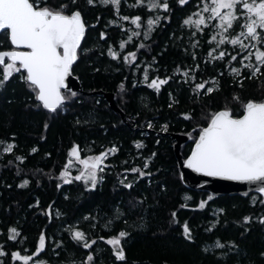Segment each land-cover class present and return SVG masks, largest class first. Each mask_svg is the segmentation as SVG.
Segmentation results:
<instances>
[{"label": "trees", "instance_id": "obj_1", "mask_svg": "<svg viewBox=\"0 0 264 264\" xmlns=\"http://www.w3.org/2000/svg\"><path fill=\"white\" fill-rule=\"evenodd\" d=\"M121 1L124 9L119 16L112 6L90 7L87 0H77L75 5L70 0L47 1L52 6L69 3V12L78 9L86 26L73 67L83 92L75 91L77 95L57 112L42 107L19 73L0 87V245L6 251L21 245L30 255L43 234L45 248L33 258L51 264H264V224L259 223L264 217L260 202L264 197L256 193L215 196L191 189L182 176L176 139L171 136H187L180 149L187 159L197 126L207 125L208 114L228 107L239 117L242 109L234 96L243 102L264 101V64L254 54L243 59L249 46L264 50V43L244 36L240 38L244 37L247 48L230 42L218 47L216 41L209 43L216 26V19H208L209 13L200 30L183 24L209 0H187L183 5L167 0V11L149 10L148 0L144 5L137 0ZM123 16L129 20H122ZM135 16L141 17L140 28L131 23ZM157 17L158 23L148 31L147 20ZM245 19L242 16L225 35L234 38L246 32L238 26ZM110 47L118 59L108 54ZM11 48L6 35L0 33V51ZM221 51L225 57L214 59ZM130 52L136 58L129 57L131 63H125L123 57ZM231 56L237 59L232 61ZM244 65L259 67L260 72L253 76L254 67ZM2 72L0 68V78ZM155 78L168 82L157 91L148 87ZM205 81V89L197 90L196 85ZM208 87L214 91L205 94ZM99 90L114 93L125 120L102 94H89ZM186 114L192 118L185 119ZM136 143L143 147L137 149ZM9 144L13 145L11 152L4 151ZM74 145L79 146L81 156L117 149L108 153L95 189L88 190L90 185L83 180L61 181ZM133 168L151 175L141 177L131 172ZM24 180L28 185L20 187ZM121 180L132 187L125 188ZM201 201L207 202L203 209L198 207ZM244 217L252 221L245 225ZM185 222L191 240L184 236ZM12 228L20 233V242L8 239ZM74 231L83 232L85 239L74 240ZM120 231L129 233L121 238L124 261H118L113 246L105 242ZM93 240L96 243L90 248L83 246ZM217 240L225 248H216Z\"/></svg>", "mask_w": 264, "mask_h": 264}, {"label": "snow or ice", "instance_id": "obj_2", "mask_svg": "<svg viewBox=\"0 0 264 264\" xmlns=\"http://www.w3.org/2000/svg\"><path fill=\"white\" fill-rule=\"evenodd\" d=\"M76 2L77 0H70L72 5H75ZM95 2L96 0H88L90 5ZM99 3L104 6L111 4L118 11L121 0H99ZM144 3L145 0H137L139 5H144ZM179 3L183 5L187 3V0H179ZM211 5V7L205 5L203 11L211 12L208 19L219 20L217 27L221 31L218 33L220 39L217 41V36L213 35L209 43L216 41L218 47L230 42L232 45L240 44L241 47L247 48L248 46L240 40V36L250 37L257 44L264 43V35H262L264 33V0H211ZM69 6V3L63 2L52 6L48 4L47 0H0V33L6 35L12 45L10 50L0 51V68L3 69L0 87H3L14 73H19L21 74L20 78L34 93L35 99L44 109L52 113L57 112L66 101L77 95L75 91L70 89L67 81L72 75V66L78 59V49L81 47V40L85 33V24L79 10L68 13ZM147 7L149 10L156 8L168 10L167 0H164L163 3L160 0H148ZM238 9H242V11H238ZM193 15H199V13ZM242 16L246 17L245 22L238 26L246 29V32L241 31L240 35L234 38L225 35L229 33L230 29H233L234 23L238 22ZM121 19L127 21L129 17L123 16ZM158 21L159 17L155 20L149 18L147 20L148 31H151L152 26ZM131 23L140 28L142 26L141 17L131 18ZM183 24L195 25L200 30V25L205 24V17L200 16L199 19L193 20L189 16L183 21ZM133 35L138 36L140 33L134 32ZM144 35L147 38V32ZM104 38V33H101V39ZM124 47L125 44L122 42L120 48L123 49ZM140 47H144V45L141 44ZM212 51H215V48ZM108 54L114 60L119 57V54L113 51L111 47ZM225 55L226 53L221 51L214 59H222ZM251 55L249 53L243 59L247 60ZM209 56H212V52H209ZM129 57L134 61L136 53L130 52L124 56L125 63H131ZM236 59V56H231L232 61ZM255 59L260 64H264V50H257ZM244 67L252 68L254 66L244 65ZM232 72L239 74V70L236 68H233ZM258 72H260V68L254 67L252 75L254 76ZM184 74L187 75V73ZM144 79L145 81L148 80L147 73H145ZM167 82L166 79L155 78L148 83V87L159 91L160 86ZM206 83L207 81L197 84L196 89L204 90ZM120 87L123 89V84ZM213 91L212 87H208L205 94ZM233 100L240 103L242 114L237 117L233 110L228 107L208 114L205 117L207 125L197 126L198 135L193 137L194 146L183 166L208 177L258 184L256 190L264 195V101L248 100L243 102L238 96H234ZM169 106L171 107V105ZM191 118L190 115H185V119ZM148 127L151 128L152 124L149 123ZM162 130L166 131L167 125H164ZM135 146L137 149L143 147L140 143H136ZM12 148L13 145L9 144L4 151L11 152ZM32 151L35 152L36 149ZM116 151L117 149L112 147L97 156L81 159L79 146L74 145L68 156L79 161L85 170L73 179L76 181L83 180L86 185L90 184L88 190L95 189L97 183L102 180V177L97 175V169L102 172L104 169L100 165L103 160L107 158L108 153L114 154ZM154 155L155 153H153ZM17 159L23 162L22 157H17ZM71 166L72 159H69L65 169ZM144 167H148L147 162ZM131 172L139 173L141 177L151 175V173H146L139 168H133ZM68 175L66 170L61 172L60 178L64 179V183L72 182L67 179ZM28 183V180H24L20 187H25ZM121 183L125 188L132 187L131 183H124V180H121ZM185 199H190V197H185ZM260 202L264 203V200ZM206 203V201H201L198 207L203 209ZM184 206L186 205H182V207ZM172 216L175 218L176 213L173 212ZM251 221L252 217L243 218L245 225ZM259 223L264 224V217L259 219ZM10 232L13 235L9 239L12 240L20 235L15 228L10 229ZM183 233L186 239H192L191 229L187 222L183 225ZM128 235L129 233L126 231H120L117 236L105 241L108 245L113 246L115 258L118 261H124L126 258L121 245V238ZM73 239L76 241L84 240V233L74 231ZM95 243L96 241L93 240L91 244L85 243L83 246L90 248ZM215 247L223 249L225 244L217 240ZM44 248L45 236L41 234L39 246L33 255L38 256ZM204 251L207 252L209 249L205 248ZM3 255L5 253L0 251V256ZM12 258L28 264L33 257L22 256L19 252H13ZM87 260L92 261L93 256L88 255ZM37 264H44V262L37 261Z\"/></svg>", "mask_w": 264, "mask_h": 264}, {"label": "water", "instance_id": "obj_3", "mask_svg": "<svg viewBox=\"0 0 264 264\" xmlns=\"http://www.w3.org/2000/svg\"><path fill=\"white\" fill-rule=\"evenodd\" d=\"M83 23H84V20H83ZM85 32H86V26H85ZM84 37H85V33L81 40V45L84 40ZM22 50H25V49H22ZM74 64L72 66V75L69 77L67 83L69 84L70 89L72 91L83 92L82 84L79 78L73 73ZM84 93H89V92H84ZM89 94H102L107 99V101L110 103V106L114 110L119 112L120 115L125 120L123 116V112L120 110V108L116 104L114 93L99 90V91L89 93ZM171 136L172 138L176 139L175 153L179 161V165L182 171V176L184 180L188 183V186L191 189L196 190V191H205L215 196H222V195L228 194V195H239L242 197H247L253 193L260 194L256 190L257 187L259 186L258 184H249L247 182H240V181H229V180L222 179L220 177H208L201 173H196L192 171L191 169L185 168L183 166V163L186 159H184L181 156L180 149H181L182 143L186 142L188 138L185 134H182V133H171ZM260 195L264 197V195L262 194ZM44 264H51V263L45 262Z\"/></svg>", "mask_w": 264, "mask_h": 264}, {"label": "rangeland", "instance_id": "obj_4", "mask_svg": "<svg viewBox=\"0 0 264 264\" xmlns=\"http://www.w3.org/2000/svg\"><path fill=\"white\" fill-rule=\"evenodd\" d=\"M147 3H148V2H147ZM205 5H208L209 7H211V6H212V5H211V0H209L208 2H206V3H204V4L202 5V7L200 8V10L198 11L199 15H194V16H192V19H193V20L199 19L200 16L206 17V15H205L206 13L211 14L210 11H209V12H204V11H203V8L205 7ZM205 22H206V20H205ZM218 24H219V20L216 19V26H215V33H214V35L217 36V41L220 39V36L218 35V33L221 31V30L217 27ZM258 30H259V29H258ZM244 37H245V36H244ZM244 37H242V38H240V39H242V40L244 41V39H243ZM244 43H245V45H247V43H246L245 41H244ZM256 52H257V49H256V48H252V46H249L248 54L251 53V54L256 55ZM248 54H247V55H248ZM94 156H97V155H86V156H81V155H80L81 159H85V158H87V157H94ZM71 159H72V166L69 167V168H67V169H65V170L69 173V175L67 176V179L72 181V180H74L73 178H74L75 176L79 175L80 172H81V171H84L85 169H84L83 165H81V164L79 163V161L75 160V158H71ZM90 163H91V161H90ZM102 163L105 165V163H106L105 159L103 160ZM100 167H101V168H104V166H103L102 164L100 165ZM65 170H64V171H65ZM97 175H98V177H100V175H101V171H99V169H97ZM61 181L64 182V179L61 178ZM89 185H90V184H89ZM27 256H28V255H27ZM16 261H18V260H16ZM37 261H41V260H38V259H36V258H32V260H30V261L28 262V264H37ZM20 263H21V264H24V262L21 261V260H20Z\"/></svg>", "mask_w": 264, "mask_h": 264}, {"label": "flooded vegetation", "instance_id": "obj_5", "mask_svg": "<svg viewBox=\"0 0 264 264\" xmlns=\"http://www.w3.org/2000/svg\"><path fill=\"white\" fill-rule=\"evenodd\" d=\"M48 1V0H47ZM87 5L88 6H92V7H94V6H101V7H110V6H112L111 4H109V5H107V6H104V5H102V4H100L99 3V0H96V2L94 3V4H92V5H90L89 3H88V0H87ZM113 7V10H114V13H116V14H118L117 16H119L120 15V13H121V9L123 8L124 9V7H123V3H122V1H121V3H120V5H119V9H118V11L114 8V6H112ZM76 10H78V9H76ZM68 13L70 14L71 12H69L70 11V9L68 8ZM75 11V10H74ZM101 14H104V12L102 11L100 14L98 13V15H101ZM7 50H10V49H5V50H1V51H7ZM18 50H22V49H18ZM6 63L8 62L7 60L5 61ZM102 165L104 166V164L102 163ZM13 235V234H12ZM11 236V234L8 236V239H9V237ZM22 239V237L21 236H17L16 237V239L15 240H12V239H9L11 242H14V241H18V242H20V240ZM20 247H22L21 245L19 246V245H16V248L15 249H12L11 251H6V249H4V246L3 245H0V251H3L4 253H5V255H3V256H0V264H21L20 263V260H18V261H16V260H13V258H12V253L13 252H19L22 256H32V257H36L37 255H33V254H28L27 253V251H28V249L26 250L25 248H24V250L23 249H20ZM40 255V254H39Z\"/></svg>", "mask_w": 264, "mask_h": 264}, {"label": "bare ground", "instance_id": "obj_6", "mask_svg": "<svg viewBox=\"0 0 264 264\" xmlns=\"http://www.w3.org/2000/svg\"><path fill=\"white\" fill-rule=\"evenodd\" d=\"M106 99V98H105ZM110 104V103H109ZM116 111V110H115ZM117 112V111H116Z\"/></svg>", "mask_w": 264, "mask_h": 264}]
</instances>
